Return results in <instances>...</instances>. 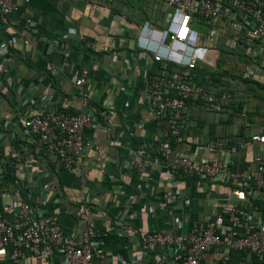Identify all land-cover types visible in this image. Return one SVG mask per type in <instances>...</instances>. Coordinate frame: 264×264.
I'll return each mask as SVG.
<instances>
[{
    "label": "crops",
    "instance_id": "0c3cea01",
    "mask_svg": "<svg viewBox=\"0 0 264 264\" xmlns=\"http://www.w3.org/2000/svg\"><path fill=\"white\" fill-rule=\"evenodd\" d=\"M172 16L173 9L161 0H16V9L0 19V161L33 155V162L14 175L32 195L33 205L54 217L64 237L78 238L84 223L76 210L88 212L89 220L103 231L96 239L103 256L93 264L166 261L171 249L145 245L146 233L186 232L218 215L221 201L236 202L224 177L199 180L171 174L169 160L157 151L166 123L149 110L145 75L159 69L154 55L163 52L160 33ZM192 25L205 33L200 22ZM199 42L219 55L222 49L239 47H228L222 38ZM244 54L246 71L254 59ZM82 69L87 82L78 88L74 81ZM193 74L214 93L221 109L209 111L189 102L181 150L195 159L224 161L233 173L252 172L256 155L264 163V144L244 147L242 142L264 135V67L246 78L250 81H237L239 87L201 80L209 78L203 71ZM82 97L87 99L85 108ZM60 109L84 110L93 118L83 129V160L68 171L62 170L58 155L23 126L30 116ZM133 158L147 159L150 165L136 172L128 167ZM2 171L0 216L11 219L21 191ZM168 190L178 199L162 205ZM239 207L264 228V187L246 189ZM219 257V251H211L202 264H216ZM256 259L247 254L234 258L236 264H264ZM0 264L14 263L4 256ZM17 264L63 262L53 251L38 257L26 251Z\"/></svg>",
    "mask_w": 264,
    "mask_h": 264
},
{
    "label": "built area",
    "instance_id": "2783aa9c",
    "mask_svg": "<svg viewBox=\"0 0 264 264\" xmlns=\"http://www.w3.org/2000/svg\"><path fill=\"white\" fill-rule=\"evenodd\" d=\"M173 9L169 26L160 33L163 52L156 53L160 62L156 73L145 75L147 103L154 119L164 121L166 128L157 151L169 160L171 174L181 172L199 180L222 176L231 184L233 204L221 201V212L213 218L196 223L186 232H151L143 237L145 245L159 244L171 249L168 260L141 264H202L207 254L219 251L216 264H227L231 250L243 252L264 260V228L258 226L247 212L239 207L246 199V189L264 187V163L261 155L254 157L252 172L233 173L224 161L195 159L184 153L187 130L188 102L198 101L205 110L218 112L221 104L216 96L194 82L196 65L214 68L219 52L202 46L199 41L212 43L222 38L228 47L238 45L254 61L244 71L251 78L264 67V0H161ZM16 9V0H0V19H5ZM200 22L205 33L192 28ZM171 65V70L168 65ZM169 68V69H168ZM87 82V71L82 69L74 81L81 88ZM82 106L87 99L82 97ZM92 116L84 110L69 113L51 110L37 113L24 120L27 134L37 137L48 151L59 157L62 170H70L83 160L86 141L83 129L92 125ZM252 142L264 144V135H254L242 142L244 147ZM218 144V143H217ZM14 173L33 162L31 153L12 161ZM4 163H0V170ZM150 165L147 159L133 158L128 167L141 172ZM15 184L17 182L15 181ZM32 195L19 193L14 202L16 211L11 219L0 216V257L17 264L27 251L32 256L53 251L62 256L63 264H93L94 258L103 256L96 239L103 231L88 218V212L79 207L76 217L84 223L78 238L64 237L54 217L33 205ZM177 193L168 190L162 195V205L175 202Z\"/></svg>",
    "mask_w": 264,
    "mask_h": 264
},
{
    "label": "rangeland",
    "instance_id": "374dc122",
    "mask_svg": "<svg viewBox=\"0 0 264 264\" xmlns=\"http://www.w3.org/2000/svg\"><path fill=\"white\" fill-rule=\"evenodd\" d=\"M192 28H193V25H192ZM193 30L197 32L195 28H193ZM226 54H228L229 56L222 54L219 61L217 62L216 67L212 69V71H210L212 75H214L213 76L214 78L209 77L206 80L208 79L216 80L217 79L218 81H225L227 85H230L233 87L236 85L237 81H240V82L242 81L241 73H243L244 71L242 69L244 68V61L246 60L243 59L242 55L236 51H233L231 53H226ZM236 60H238L239 62H237ZM230 79H234L236 81H231ZM239 83H237L238 87H239ZM234 88L238 89L237 87H234ZM226 97H229L228 92H226Z\"/></svg>",
    "mask_w": 264,
    "mask_h": 264
},
{
    "label": "trees",
    "instance_id": "16d2710c",
    "mask_svg": "<svg viewBox=\"0 0 264 264\" xmlns=\"http://www.w3.org/2000/svg\"><path fill=\"white\" fill-rule=\"evenodd\" d=\"M235 51L238 52V53H240L242 55V57L245 56V54L242 51V48L240 46ZM231 52H233V51H231ZM231 52H229V50H223L222 49V54L231 53ZM222 54L220 53V55H218V59L216 61V64H215L214 68L216 67L217 62L219 61V59H220V57H221ZM168 67L170 68V69L169 68L168 69L171 70V65L170 64L168 65ZM214 68L200 67L199 65H196V67L194 68V70L196 72L197 71L198 72L199 71H203V72L207 73L209 75V77H213L214 75H212V73L210 71H212V69H214ZM201 80H206V79L202 78ZM241 80H243L244 82L250 81V79H246V78H242ZM194 82L197 83L198 85H201V84H199V82H200V78L199 77L194 78ZM201 86H203V88L206 90V88L204 87V85H201ZM190 101H192V100H190ZM189 102H188V104H189ZM195 102L198 103V101H195ZM66 111L69 112V113H73V111H70V110H66ZM12 161L13 160L7 161L5 159H3L2 161H0V163H4L3 164L4 166L2 168V170H3L2 172H3L4 176L7 177V180L9 182V184H11L12 186H15V185L16 186H19L20 187V191H21V195H24L25 192L27 191L26 190V187L14 175V170H13V167H12V163H13ZM177 173H181V172H177ZM177 173H175V174H177ZM15 181L17 182V184H15ZM237 254L238 255H241V256L245 255L243 252L236 251V250H231L230 253H229V260H228L227 264H236V260H234V258L236 257ZM252 258L256 259L254 256H252Z\"/></svg>",
    "mask_w": 264,
    "mask_h": 264
}]
</instances>
